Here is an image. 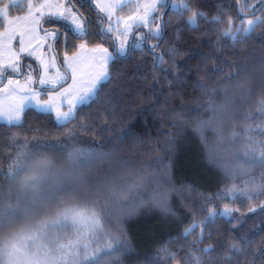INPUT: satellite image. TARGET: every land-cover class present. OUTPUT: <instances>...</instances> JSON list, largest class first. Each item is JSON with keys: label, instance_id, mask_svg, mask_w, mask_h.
<instances>
[{"label": "trees", "instance_id": "trees-1", "mask_svg": "<svg viewBox=\"0 0 264 264\" xmlns=\"http://www.w3.org/2000/svg\"><path fill=\"white\" fill-rule=\"evenodd\" d=\"M167 2L158 8L161 28L153 48L145 33L141 47L130 46L127 54L113 58L107 79L69 124H57L49 113L32 108L24 110L19 125L0 122V187L4 192L10 187L15 189L16 185L8 182L7 172L17 148L31 153L29 167L33 159L41 156L65 160L74 149L95 153L97 160H104L101 167L93 170L96 173L112 167L105 165L106 160L114 164L117 158L134 165L133 171L148 164L154 168L157 163L168 164L173 184L191 188L192 195L198 197L193 206L203 217L194 219L190 205L189 210L185 209L175 194L174 219L164 221L156 210L132 217L125 225L128 243L119 246L125 250L119 254V264H194L189 262V253L200 255L197 249L209 245L214 250L211 259L205 254L203 264H264V221L247 237L237 232L242 218L264 209V192L254 189V185L264 183V165L256 163L242 168L239 175L225 178L218 166L207 161L203 148L216 127L214 121L218 120L220 126L225 124L226 120L219 116L223 114L219 101L232 91H242L243 99H247L235 107L237 142L247 143L242 129L264 127L258 104L264 99V3L186 0L189 10H183L174 8L172 0ZM75 3L80 6L76 0ZM81 3L88 25L84 40L113 49V38L103 27L105 17L90 1ZM241 8L243 18L258 17V22L249 33H234L235 40L225 37L229 20L231 30L241 20ZM119 10L127 13L125 6ZM195 11L204 13V17L198 18V26L193 27L187 21ZM214 18L220 22H213ZM10 137H15V142ZM252 139L262 142L264 135L253 133ZM262 150L259 146L255 154L259 156ZM236 151L242 150L236 147ZM230 179L245 193L235 194L231 200L222 199L212 214L205 211L199 203L204 194L216 195ZM102 200V193L93 192V207L99 211ZM14 201L11 200L13 205ZM225 207L230 210L227 214ZM193 225L195 233L185 236ZM12 226L0 231V239L8 235ZM201 234L202 240L198 239ZM101 264L112 262L104 258Z\"/></svg>", "mask_w": 264, "mask_h": 264}, {"label": "rangeland", "instance_id": "rangeland-1", "mask_svg": "<svg viewBox=\"0 0 264 264\" xmlns=\"http://www.w3.org/2000/svg\"><path fill=\"white\" fill-rule=\"evenodd\" d=\"M91 1L97 12L105 17V21L103 22L105 32L115 39L113 50L109 45L102 43L88 44L84 39L73 37L71 33L66 32L64 27L67 26L72 27L75 35L78 36H82L86 32V24L82 14L71 3L69 4L68 0H19L18 5L13 9L11 8L12 11L22 10L15 13V16H25L27 15V4L29 2L37 5V8L33 9V16L29 17L27 22L21 21L15 26V39H9V36L12 35L11 29L7 33L5 32V28L8 25L5 24V28L0 30V67L11 63H18L20 68L19 73H13L10 69L4 73L2 82H0V109L7 112L22 108L23 110L20 111L21 121L24 110L32 108L39 112L49 113L57 124L67 125L72 119L66 123L63 121L58 122L57 112H68L71 107L73 117L75 118L77 111L92 100L99 85L106 80L98 82L97 77L101 73H106L108 76V66L112 59L116 56L122 57L127 54L130 44L134 47L142 46L145 36L142 30L135 33L132 39L133 28L136 25L145 26L146 32L150 36L149 46L153 48L156 38L160 35L161 28L158 8L160 5L167 4V0ZM8 3H10V0H7L5 4ZM174 3L179 4L180 2L172 0L171 5L173 6ZM147 4H154L156 6L155 11H150L148 16L145 14V5ZM40 5H44V7H39ZM57 5L71 7L72 11L80 18L84 30L77 32L71 20L56 19L50 15L51 13L65 11V8L57 7ZM113 5L116 7H112ZM124 6L127 13L121 14L119 9ZM257 19L258 17L254 16L244 17V26L247 27L248 20ZM240 24L241 20L235 25V30H232L233 34L238 32L237 29ZM129 25H131V28L128 27ZM58 32H61L59 53L54 48ZM240 32L244 33L243 31ZM45 33L49 35H45ZM21 40L25 49L23 52L20 51ZM121 48L123 51H121ZM103 49H107V52H104ZM108 56H111V58L107 59ZM17 57H19L18 60ZM29 73L32 76L30 82L27 81ZM41 77L51 81V83L40 84ZM9 80H12L13 83L9 84ZM93 85L96 87L90 94L89 89ZM243 95L242 91H232L228 97L221 98L219 103H221V113L223 114L219 116L221 119H225L226 122L223 126H220L218 120L214 121L216 127L213 129L212 136L208 138L207 145L202 143L207 161L218 166L222 173H224L225 178L230 175H239L241 174L239 171L242 168L254 165H249L247 162L248 157L244 155L245 142H237L239 140L238 137L233 143H229L233 133H237L234 132L236 103L238 102V105H243L247 101V99H243ZM81 97L84 99L81 100ZM45 108L50 110H43ZM205 134L207 135L208 133L206 132ZM236 147L242 151L237 152ZM258 150L259 146L257 145L255 153ZM50 157H37L33 159L34 163L30 166L35 168L36 163L40 160L51 161L54 165L48 181L41 184L43 195L47 196L69 184L76 185V195L68 197L61 195L58 200L42 203L40 208L30 216L26 217L22 215L17 221V225L14 224L9 228L8 235L25 224H30L47 216L51 212H55L65 204L78 203L85 197L88 198V206L93 207V192L103 194V208L100 211L94 208L101 214L102 232L106 233V235L97 233L96 239L99 241V245L93 244L92 248L97 246L103 247L106 242L116 244L117 240L120 242L118 246H125L126 242L128 243L125 230L126 222L140 213L156 210L161 215L162 220L174 219V194L179 197L178 201L183 207L185 206V209H188L190 205L189 207L194 219L200 220L203 217L202 214L197 212V206H193L197 202L198 197L192 195L193 192L190 187L185 185L175 186L173 184L168 164L157 163L155 168L148 167L150 166L148 164L142 166L140 168L142 170L140 171H133L132 166L134 165L117 158L114 160V164L106 160L105 165L112 167L108 168L105 172H103V169L105 170L103 168L101 173H99L100 171L96 173L93 170L101 167V162L104 160L94 158L87 166L76 169L73 168L69 157L65 160H57ZM249 158L251 159V157ZM60 174H63L62 178ZM81 180L84 182L80 183ZM230 182L227 184V187L216 195L204 194L199 203L200 205H204L205 211L212 214L217 210L216 204L222 202V199L231 200L235 194L245 193L238 186L236 188L234 185L238 184L231 181V179ZM250 184H253V181ZM128 185H139V187L134 188L132 191H125L124 195L115 201H110L107 198L111 189L119 191L127 189ZM102 189L103 192H101ZM86 193H91L92 196H87ZM247 197H249V194ZM14 202L16 203V200ZM182 203L188 205H183ZM102 213L106 215L105 220ZM263 221L264 209H259L257 212L255 211V213L253 212L240 220L237 232L240 236L247 237L253 234L252 232ZM194 233L195 231L192 232V234ZM57 238L59 243H67L69 240H75L76 236L74 230L71 228L53 230L49 239L56 240ZM108 260L109 263L112 262L110 257H105V262Z\"/></svg>", "mask_w": 264, "mask_h": 264}, {"label": "snow or ice", "instance_id": "snow-or-ice-1", "mask_svg": "<svg viewBox=\"0 0 264 264\" xmlns=\"http://www.w3.org/2000/svg\"><path fill=\"white\" fill-rule=\"evenodd\" d=\"M18 2L19 0H11L10 3L0 6V27L6 24L8 27L5 28V32L7 33L10 29L12 30V35L9 36V39L16 38L15 26L21 21L27 22L29 17L33 16V9L37 8V5L29 2L27 4V15L11 16L9 10L15 8ZM68 2L70 4L71 0H68ZM248 2L249 0H245V5H247ZM261 2L264 3V0H261ZM173 6L183 10H189V4L186 0H181L179 4L174 3ZM39 7H44V5H40ZM57 7H63L65 11L51 13L50 15L54 16L56 19L65 21L71 20L77 32L84 30L80 18L72 11L71 7L65 5H57ZM112 7L116 6L113 5ZM155 8L156 6L154 4L145 5L146 16L149 15L150 11H155ZM243 13L244 8H241L239 10L241 24L237 31L249 33L253 30L258 19L248 20L247 27H245ZM203 17L204 13L195 11L187 23L190 26L196 27L198 26V18ZM213 22L219 23L220 20L219 18H214ZM128 27L131 28V25ZM231 27L232 21L229 20V28L224 31L223 35L235 40L236 37L233 35ZM45 35L49 34L45 33ZM20 51H25L22 40ZM103 51L107 52V49H103ZM121 51H123L122 48ZM18 58L19 57H17V60ZM110 58L111 56L107 57V59ZM9 69L13 73H19L20 71L18 63H11L4 67H0V82H2L4 73ZM45 71H47V69H45ZM31 79L32 76L29 73L27 81L30 82ZM104 79H107L106 73H101L100 76L97 77L98 82ZM8 83L12 84L13 81L9 80ZM47 83H51V81L43 77L40 78V84L43 85ZM53 86H55V84H53ZM95 87L96 86L93 85L92 88L89 89L90 94L95 90ZM13 91H15V89H13ZM83 99L84 98L81 97V100ZM258 104L260 113L264 115V99L260 100ZM22 110L21 108L20 110L6 112L0 109V121L8 126L19 125L20 111ZM43 110L50 109L45 108ZM73 118L71 107L68 112H57L58 122L63 121L66 123ZM247 119H250V117L246 118V121ZM203 123L204 122H202V124ZM241 131L247 134L244 155L246 157H251L247 162L250 164L259 163L264 165V150L260 152L259 156L255 154L257 144L264 149V141L257 142L252 139L253 133L264 135V127L255 129L249 127ZM236 139H238V134L233 133L229 143H233ZM10 140L15 142V137H10ZM25 144H27V141H25ZM95 155V153L86 152L81 149H74L68 153L69 160L73 168L76 169L87 166L95 158ZM10 159L12 160V164L9 165L7 177L10 185H16V190L13 191L10 187L8 192H4L2 187H0V231L5 227L16 224L22 215L26 217L30 216L40 208L41 204L44 202L58 200L61 195L65 197L76 195V185L72 184L61 187L47 196L43 195L41 184L48 181L51 169L54 167L51 161L40 160L36 163L35 168L29 167L31 153L25 151L24 148H17L15 156L10 157ZM60 175L62 178L63 174ZM83 182V180L80 181V183ZM136 187H139V185H128L127 189H121L119 191L111 189L107 198L110 201H115L117 198L124 195L125 191H132ZM254 189L264 192V183L254 185ZM101 192H103V189ZM13 199L16 200L15 205L11 203ZM229 211L227 207L224 210L225 214ZM67 228L74 230L76 236L75 240H69L67 243H59L58 238L56 240L49 239L53 230ZM102 228L101 214L97 212L94 207L88 206L87 197L75 204H65L55 212H51L47 216L30 224H25L15 232L10 233L7 237L0 239V264H101V261L105 257H110L112 259V264H119V254L125 250L118 246L120 243L118 240L115 245L112 242H106L103 247L97 246L92 248L93 244L99 245V241L96 239L97 233L106 235V233L102 232ZM195 228L196 225H193L184 235L187 236L193 232ZM113 239H115V237H113ZM198 239L202 240L203 234H201ZM213 250V246L209 245L207 248L197 249L200 255H196L195 251L190 252L189 262L203 264L205 254H209L208 258L211 259L210 253ZM233 250L236 251L235 246H233ZM169 258L171 259L172 257L170 256Z\"/></svg>", "mask_w": 264, "mask_h": 264}, {"label": "flooded vegetation", "instance_id": "flooded-vegetation-1", "mask_svg": "<svg viewBox=\"0 0 264 264\" xmlns=\"http://www.w3.org/2000/svg\"><path fill=\"white\" fill-rule=\"evenodd\" d=\"M79 4H80V6H82V3H81V0H76ZM88 1H90V3H91V5H93L92 4V1L91 0H88ZM10 2H11V0H10ZM5 3H7V0H0V6H2L3 4H5ZM74 3V0H71V4L76 8V9H78L79 10V12L81 13V11H82V8L79 6V5H76V3H75V5L73 4ZM80 7V8H79ZM13 9V8H12ZM24 9V8H23ZM20 11H22L21 9H18V10H11L10 9V15L11 16H15V13H17V12H20ZM82 14V13H81ZM82 16H83V14H82ZM84 18V17H83ZM92 19V18H91ZM85 20V19H84ZM160 20H161V17H160ZM46 21V20H45ZM161 22V21H160ZM85 24H86V32H85V34L84 35H82V36H78V35H75V33L73 32V30H72V27H70V26H67V27H64L65 28V30H66V32H68V33H71L72 35H73V37H76V38H80V39H85V37L87 36V34H88V25H87V21L85 20ZM103 27H104V24H103ZM3 28H5V25L3 26V27H0V30H2ZM140 30H142L144 33H146L147 34V32H146V28H145V26H141V25H136L134 28H133V34H135V31H136V33L138 32V31H140ZM101 31L103 32V28L101 29ZM60 33L61 32H58V37H57V39H56V41H55V44H54V48H55V50L59 53V43H60ZM107 36H109L110 37V35L109 34H107ZM112 37V36H111ZM113 38V37H112ZM113 41L115 42V39L113 38ZM113 49H114V47H113ZM112 49V50H113Z\"/></svg>", "mask_w": 264, "mask_h": 264}, {"label": "water", "instance_id": "water-1", "mask_svg": "<svg viewBox=\"0 0 264 264\" xmlns=\"http://www.w3.org/2000/svg\"><path fill=\"white\" fill-rule=\"evenodd\" d=\"M256 11H257V9H256L255 11H253L252 13H250L249 15L254 14ZM244 14H245V13H243V15H244ZM152 51L155 52V49H153Z\"/></svg>", "mask_w": 264, "mask_h": 264}]
</instances>
